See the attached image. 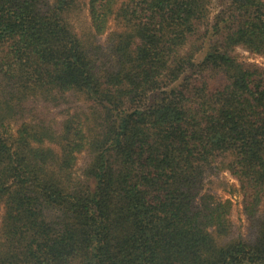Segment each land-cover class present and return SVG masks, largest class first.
Returning <instances> with one entry per match:
<instances>
[{
    "label": "trees",
    "instance_id": "1",
    "mask_svg": "<svg viewBox=\"0 0 264 264\" xmlns=\"http://www.w3.org/2000/svg\"><path fill=\"white\" fill-rule=\"evenodd\" d=\"M239 50L264 59V0H0V264H264Z\"/></svg>",
    "mask_w": 264,
    "mask_h": 264
},
{
    "label": "rangeland",
    "instance_id": "2",
    "mask_svg": "<svg viewBox=\"0 0 264 264\" xmlns=\"http://www.w3.org/2000/svg\"><path fill=\"white\" fill-rule=\"evenodd\" d=\"M85 14L87 15L88 13L85 12ZM237 53H238L239 58L241 60H243L247 63L255 64V65L259 66L260 68L264 69V59L263 58L249 54L248 52H245L243 50H239V51H237ZM57 112H58V110H53L52 114L53 115L57 114ZM221 181L225 185H221V183H220ZM235 186H237L236 183L229 176L226 175V176L220 177L218 180L213 179L212 181H210V183L207 185V188H208V190L209 189L210 190H218L215 188H220V187L231 189L230 192H233V195H228V194L224 193L225 191H223V189H220L217 192L216 191L215 192L221 198L230 199L232 201V203H233V213H232V217H231L232 222L237 227H240L242 229L243 233H246L247 227H248V222H247L246 217L243 214L242 197L236 192Z\"/></svg>",
    "mask_w": 264,
    "mask_h": 264
}]
</instances>
